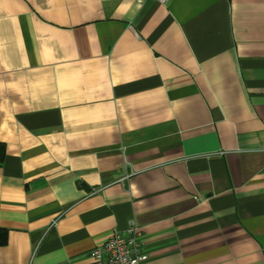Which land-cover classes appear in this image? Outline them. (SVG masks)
Listing matches in <instances>:
<instances>
[{
	"label": "crops",
	"instance_id": "crops-1",
	"mask_svg": "<svg viewBox=\"0 0 264 264\" xmlns=\"http://www.w3.org/2000/svg\"><path fill=\"white\" fill-rule=\"evenodd\" d=\"M0 264H264V0H0Z\"/></svg>",
	"mask_w": 264,
	"mask_h": 264
},
{
	"label": "built area",
	"instance_id": "built-area-1",
	"mask_svg": "<svg viewBox=\"0 0 264 264\" xmlns=\"http://www.w3.org/2000/svg\"><path fill=\"white\" fill-rule=\"evenodd\" d=\"M161 3L167 0H160ZM142 232L131 225L127 233L113 231L107 242L90 254L94 264H149V255L143 250Z\"/></svg>",
	"mask_w": 264,
	"mask_h": 264
},
{
	"label": "trees",
	"instance_id": "trees-1",
	"mask_svg": "<svg viewBox=\"0 0 264 264\" xmlns=\"http://www.w3.org/2000/svg\"><path fill=\"white\" fill-rule=\"evenodd\" d=\"M6 157V147L3 143H0V166L3 165ZM8 232L0 229V247L6 246L8 243Z\"/></svg>",
	"mask_w": 264,
	"mask_h": 264
}]
</instances>
